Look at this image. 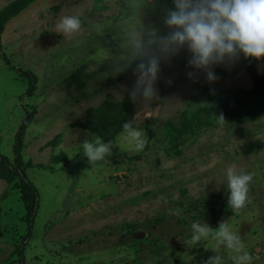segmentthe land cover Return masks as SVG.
Returning <instances> with one entry per match:
<instances>
[{
    "label": "rangeland",
    "instance_id": "obj_1",
    "mask_svg": "<svg viewBox=\"0 0 264 264\" xmlns=\"http://www.w3.org/2000/svg\"><path fill=\"white\" fill-rule=\"evenodd\" d=\"M11 1L0 0V10ZM136 6L137 0H36L6 23L0 37V154L14 162L15 134L31 112L20 154L30 162L25 175L37 190L38 203L29 227L19 192L0 179V264H121L122 259L129 264L125 250L152 251L156 239L167 249L161 256H177L173 263L204 264L215 254L210 250L214 241L192 247L190 225L214 220H228L251 264H264V115L187 137L179 155L164 150L165 123L176 125L184 110L203 105L198 98L202 87L219 93L251 88L246 68L237 61L214 66L217 79L211 83L187 64L179 73L160 68L156 99L132 101L131 122L145 133L146 142L151 138L147 148L133 152L119 144L103 161L92 163L82 154L80 144L96 135L73 124L85 122L88 109L105 101L120 103L135 82L127 69L114 71L125 55L120 32L139 20L158 35L166 29L167 0H143L135 14ZM65 15L80 17L78 32H57L55 25ZM255 62L256 71L264 73V58ZM23 71L35 76L31 93H26ZM74 71L82 73V88L69 79ZM172 86L161 98L162 90ZM58 136V143L48 144ZM137 154L140 158L128 160ZM229 164L252 175L248 202L235 210L226 200ZM210 201L217 203L214 217L207 209ZM172 209L180 214L172 215ZM149 251L142 252L141 263L153 264L156 255ZM220 254L225 256V250ZM224 264L232 262L224 257Z\"/></svg>",
    "mask_w": 264,
    "mask_h": 264
},
{
    "label": "clouds",
    "instance_id": "obj_2",
    "mask_svg": "<svg viewBox=\"0 0 264 264\" xmlns=\"http://www.w3.org/2000/svg\"><path fill=\"white\" fill-rule=\"evenodd\" d=\"M142 3L143 0H137L135 14ZM171 3L173 8L166 10L163 16V24L168 29L166 34L158 35L155 27L144 26L140 20L130 22L120 32V46L125 55L119 58L114 71L123 72L134 65L135 82L128 93L131 101L156 99L155 83L161 61L181 50L187 51L188 67L202 71L209 83L217 79L214 66L231 65L240 57L256 61L264 58V0H171ZM55 27L58 33L70 35L80 30L81 19L77 15L61 16ZM187 75L191 78L193 73ZM216 120L219 124L225 123L222 115ZM119 144L140 152L145 148L146 135L131 121H125L117 145L112 141L103 142L100 136H92L80 144V148L83 156L92 163L103 161ZM235 167L229 164L225 168L227 206L234 210L248 202V185L252 179L251 173L237 172ZM170 212L180 214L179 209ZM209 238L214 241L210 250L215 254L204 264H224V257L232 264H251V255L228 220L218 222L215 228L204 221L191 223L189 243L192 247L204 244ZM220 249L225 250V256L220 254Z\"/></svg>",
    "mask_w": 264,
    "mask_h": 264
},
{
    "label": "trees",
    "instance_id": "obj_3",
    "mask_svg": "<svg viewBox=\"0 0 264 264\" xmlns=\"http://www.w3.org/2000/svg\"><path fill=\"white\" fill-rule=\"evenodd\" d=\"M34 1L36 0H13L0 10V37L2 35L6 23L9 22L11 19L16 18ZM167 1L172 9L173 5L171 3V0ZM167 31V28L162 30L160 35L166 34ZM1 47L2 45L0 41V49ZM187 59V51L181 50L175 56L165 60L164 65H160V68L165 69L168 72L179 73L184 68V65L187 64ZM237 62L246 68V71L249 74L250 81L252 84L251 88L247 90L235 91L233 93H219L210 92L209 88L202 87L204 92L202 91L203 93H201L198 98L203 101V105H198L193 110H184L181 116L179 117L178 123L176 125L173 124L171 121H167L165 123L163 127V136L164 140L166 141L164 150L167 154L179 155L180 151L177 149L185 143L187 137L197 138V136L203 130L218 125L219 123H217L216 117L220 115H222L224 118V124H243L249 121H254L260 116L264 115V73H258L256 71L255 60H245L243 57H240ZM83 67L84 65H82V68ZM133 68L134 65L132 67L127 68L126 72L133 73ZM23 74L28 78V88L26 93H31L32 90L35 89L33 85V79H35V76L32 75L30 71H23ZM81 77V71H74L69 75V79H72V82L75 84L76 89L82 88L84 85V81ZM159 84H161L160 81ZM173 90V86L168 89L162 90L161 98H163ZM30 113L22 121L17 133L15 134L14 162L11 163L6 157L0 154V179L6 182V184L8 185V189H15L19 192V198L23 203L25 211V219L30 224L29 227H31L35 212L37 210V190L34 187L33 183L29 181L25 175V169L30 166V162L25 163L21 159L20 153L24 145V132L30 123V118H32V113ZM133 114V104L132 101L129 99L128 93H126L124 99L120 103L105 101L95 109H88V119L83 123L75 122L73 126L86 129L89 132L95 134L96 136H100L102 140L106 143L108 141L114 142L118 134L121 132V125L125 121H132ZM150 136L154 137L152 132H150ZM58 138L59 136L55 137L48 144L55 145L56 143H58ZM150 139H148L147 142H150ZM147 142L144 149H146L148 146ZM61 157H56L54 161H58L59 159H61ZM138 158H140V154L130 156L128 157V160ZM63 160L66 164L67 160L65 159V157ZM207 204V209L211 210L212 212L211 217H214L216 212L215 210L217 208V203L210 201ZM226 213L227 211H221V214L225 215ZM201 214L205 216L207 213L202 212ZM217 224L218 221L214 220L209 223V226H217ZM25 239L26 238H23L21 242L22 244ZM79 241L80 240H78L77 242ZM137 242L140 244L142 240ZM161 243L162 242H160L159 239H156L154 241L153 250H148L149 252H151L150 254L156 255L155 258L152 259V263L175 264L172 261L174 259H177V256H171L169 258L165 257V255L161 256L162 251L164 249L167 250L165 246H162ZM131 251L134 252L132 258H130L132 255ZM131 251L125 250V253H122L124 259H128L129 264L133 262L143 264L140 262V258H142L143 255L142 252L148 251H144L141 248L135 250L131 249ZM121 264H127V261L123 262L122 259ZM178 264L183 263L179 261Z\"/></svg>",
    "mask_w": 264,
    "mask_h": 264
},
{
    "label": "water",
    "instance_id": "obj_4",
    "mask_svg": "<svg viewBox=\"0 0 264 264\" xmlns=\"http://www.w3.org/2000/svg\"><path fill=\"white\" fill-rule=\"evenodd\" d=\"M155 113H156V111H155ZM136 238L141 239V238H142V234H141V233H138V234L136 235Z\"/></svg>",
    "mask_w": 264,
    "mask_h": 264
}]
</instances>
